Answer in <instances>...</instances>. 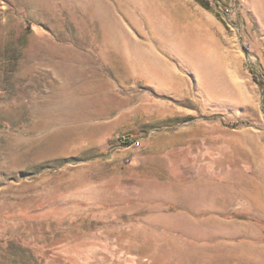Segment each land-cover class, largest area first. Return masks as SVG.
Here are the masks:
<instances>
[{
    "label": "rangeland",
    "instance_id": "1",
    "mask_svg": "<svg viewBox=\"0 0 264 264\" xmlns=\"http://www.w3.org/2000/svg\"><path fill=\"white\" fill-rule=\"evenodd\" d=\"M223 1L217 14L143 0L157 35L138 12L120 16L113 60L102 18L67 0H0V264H264V2ZM64 80L82 98L42 140L39 110ZM259 176L257 213L243 196ZM169 180L190 208L199 180L220 197L233 184L234 202L195 221L165 199Z\"/></svg>",
    "mask_w": 264,
    "mask_h": 264
},
{
    "label": "bare ground",
    "instance_id": "2",
    "mask_svg": "<svg viewBox=\"0 0 264 264\" xmlns=\"http://www.w3.org/2000/svg\"><path fill=\"white\" fill-rule=\"evenodd\" d=\"M48 1L49 0H34L35 3H40V4H47L46 2H48ZM142 1L143 0H67L66 3L69 4V8H70L71 12H76L77 10H80L83 12L85 11L87 13V15H89L91 17L97 16L98 18H102V19H100V21L103 25V27H101V28L104 29V33L102 35V42L99 41V43L101 42V45H99V48H100L101 52L106 57H108V58L111 57L113 60H115V59L120 60L121 55L119 53L114 52V51H113V53L108 52V49L112 46V43H113V42H111L113 37L111 35V32L109 33L108 30L109 29L111 30L112 25H118V26L122 25V21H121L120 16L123 18H128V17H131L132 14H135V12H138L140 14V16H143L147 21V23H146L147 26H146V31H145L146 36H148V38H149V37H153V36L157 35V33H156L157 32V24L153 21L152 9L149 8L150 4H149V6H144ZM263 2H264V0H263ZM144 3H146V2H144ZM262 8H263V14H264V7H262ZM259 11L261 13V1H260ZM138 18H139V16H138ZM133 23H135V22H133ZM115 31H118V30H115ZM164 33H165V31H164ZM145 34L143 33V35H145ZM118 38H119V36H118ZM133 42L134 41H132V43ZM126 44H127V42H126ZM143 47L145 48V46H143ZM132 48H133V46H132ZM138 48H140V47H138ZM144 48H143V50H144ZM140 49L142 50V48H140ZM136 50L137 49H135V51ZM143 52H145V50ZM138 53H135V54L138 55ZM140 54H143V53H140ZM142 57H143V55H142ZM142 57L140 60H142ZM133 60L134 59H132V61ZM144 60H145V58H144ZM124 61H126V60L124 59ZM52 83H53V85H55L54 81ZM63 83L64 84L61 85L59 90L54 89L55 91L53 92L52 95L56 96L55 100H52V102L46 103L45 105H43L45 108L43 110H39L40 111V120H39V122L36 123V128H38V130H40V133L45 134L44 137L42 138V140H49L50 138L57 139L58 137L61 136V134L64 132V130H66L70 127L71 122L66 118V116L70 111H72V109L78 104L79 100L82 98L81 94L83 93L84 89H81L80 87H78V88L72 87L71 80H64ZM82 100H84V99H82ZM38 138H39V136H37V139Z\"/></svg>",
    "mask_w": 264,
    "mask_h": 264
},
{
    "label": "crops",
    "instance_id": "3",
    "mask_svg": "<svg viewBox=\"0 0 264 264\" xmlns=\"http://www.w3.org/2000/svg\"><path fill=\"white\" fill-rule=\"evenodd\" d=\"M257 165L259 167H261V150L258 152L257 156L255 157ZM170 181V180H169ZM209 186L210 189L209 190H202V181L199 180V188L198 190L195 191L194 194V199L192 201V206L190 208V206L187 203H190V200L186 197H184V195L182 194H178L174 191L173 188H175V184L172 183L173 185L172 188L169 189L168 193L165 194V199L168 198L167 201H170L171 203H178V204H184L186 207H189L192 210L193 215H195L193 217V219L196 221V217L197 216H201L203 214H219L220 212H222L223 210H225L226 208V204H233L234 202V198H235V190H234V185H227L228 187L226 188V191L224 192V194H222V196L220 197L217 193V189L216 190H211V186L215 185V182L212 180H209ZM205 184V183H204ZM253 193L252 194H244L243 197L247 198V201L252 200L253 203H255L257 205V209L256 212L260 213L261 212V176H259V178H257L255 180V183L253 184ZM170 197H168L167 196ZM220 197V198H219ZM249 197V198H248ZM250 202V201H249ZM143 208L142 207H132L130 210H128L129 212L133 213V212H138L141 211ZM216 219H211V221H215ZM181 227V226H179ZM183 227V226H182ZM245 235L249 236V237H253L256 236L257 238L260 235V231L259 228L255 227V226H251L249 227L248 231H246L244 233ZM207 238H209L210 240L214 241V239L216 238V235L213 234H205ZM202 236V235H201ZM230 238V236H229ZM258 242H259V238H258ZM209 257H204V258H210V259H214L215 256L213 254H209ZM143 260L148 259L147 258V254L143 253L142 256H140ZM248 259H252V260H261V253L257 254V255H252V256H247ZM203 258L200 257L199 261L201 262ZM209 259V260H210ZM201 264V263H199Z\"/></svg>",
    "mask_w": 264,
    "mask_h": 264
},
{
    "label": "trees",
    "instance_id": "4",
    "mask_svg": "<svg viewBox=\"0 0 264 264\" xmlns=\"http://www.w3.org/2000/svg\"><path fill=\"white\" fill-rule=\"evenodd\" d=\"M203 7L219 14L220 11L218 10V8L220 7H227L226 6V3L223 1V0H197ZM251 71L256 79V81L258 83H260V85H262L263 87V84L262 82L260 81L261 78V74L256 71V69L254 67H251ZM134 137L132 134H129V135H125V136H121L120 137V140L126 144H132L134 142Z\"/></svg>",
    "mask_w": 264,
    "mask_h": 264
}]
</instances>
